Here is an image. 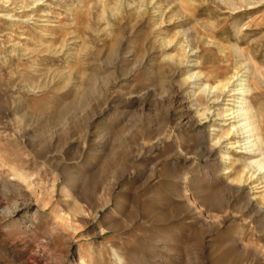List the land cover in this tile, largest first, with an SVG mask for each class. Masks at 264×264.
<instances>
[{"label": "rangeland", "instance_id": "obj_1", "mask_svg": "<svg viewBox=\"0 0 264 264\" xmlns=\"http://www.w3.org/2000/svg\"><path fill=\"white\" fill-rule=\"evenodd\" d=\"M262 158L264 0H0V264H264Z\"/></svg>", "mask_w": 264, "mask_h": 264}, {"label": "bare ground", "instance_id": "obj_2", "mask_svg": "<svg viewBox=\"0 0 264 264\" xmlns=\"http://www.w3.org/2000/svg\"><path fill=\"white\" fill-rule=\"evenodd\" d=\"M242 91V94H243V97L241 98V100L238 102V106L237 107H239L238 108V110H237V114H242V117H243V119L241 120V124H240V127H248V126H250V128H248L247 129V131H250V130H255V128L257 127V126H254V125H252L253 123L252 122H250L249 121V118H250V110L249 109H247L246 110V108L244 107V105H243V103H244V99H245V93L248 91L247 89L246 90H244V89H242L241 90ZM235 112V111H234ZM252 123V124H251ZM242 129V128H241ZM244 129V128H243ZM258 164H259V168L260 169H262V168H264V159L262 158V159H260L259 161H258ZM249 203V206L250 205H252L253 206V208L255 209V211L256 212H259V209H257L256 208V206L255 205H253L252 203H251V201H249L248 202ZM260 214V213H259Z\"/></svg>", "mask_w": 264, "mask_h": 264}]
</instances>
